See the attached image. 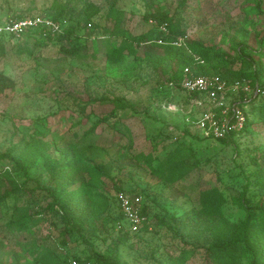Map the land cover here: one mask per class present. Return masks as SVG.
I'll use <instances>...</instances> for the list:
<instances>
[{"label": "rangeland", "instance_id": "rangeland-1", "mask_svg": "<svg viewBox=\"0 0 264 264\" xmlns=\"http://www.w3.org/2000/svg\"><path fill=\"white\" fill-rule=\"evenodd\" d=\"M55 1L0 0L1 23L18 16L42 17L58 27L68 23L75 26L83 47L80 54L67 56L52 42L38 45L53 32L45 22L1 39L0 74L15 85L0 94V154L27 155L36 161L27 175L15 172L9 159L2 161L0 196L14 190L12 179L23 187L7 197L0 213V264H50L48 253L71 261L92 251L109 258L115 247L119 264H210L205 248L215 240L242 237L247 204L264 197V122L224 143L203 131L199 119L216 104L217 111L237 104L247 116L260 106L264 93L231 91L215 104L206 94L190 99L187 93L168 90L165 82L181 61L166 54L162 40L141 43L137 54H130L126 39L103 35L112 20H88L81 12L88 1L106 13L109 0H59L72 7L67 17L58 16ZM115 2L128 40L158 24L144 17L151 5V11L167 12L185 30L188 45L205 48L206 69L224 74L257 69L264 83V0ZM162 25L159 30L168 34ZM242 48L256 64L241 54ZM112 49H121L123 59L110 61ZM244 79L253 89L251 79ZM118 97L133 109L119 110L116 123L95 128L94 123L115 108L111 100ZM28 143L34 146L29 154ZM74 148L114 179L91 182L79 165L72 168L71 161L79 156ZM172 150L186 155L195 167L186 177L167 183L153 169ZM114 181L134 201L140 198L141 210L146 208L138 231H131L119 214ZM212 188L224 200L221 216L201 212V192ZM55 198L59 204L52 209ZM61 205L68 208L73 223L81 222L84 228L65 234ZM254 241L264 263V235ZM238 255L242 264H250L251 251L244 248Z\"/></svg>", "mask_w": 264, "mask_h": 264}, {"label": "trees", "instance_id": "trees-1", "mask_svg": "<svg viewBox=\"0 0 264 264\" xmlns=\"http://www.w3.org/2000/svg\"><path fill=\"white\" fill-rule=\"evenodd\" d=\"M84 1V0H81ZM109 9L106 13H102V9L95 5L92 2L86 1L85 7L81 8V12L85 13L88 16V20H92L93 18H97L99 16H104L107 20H112V27H104L103 35H107L108 37H122L126 39L127 50L130 54L136 55L137 49L136 46L141 43L147 41H153L156 43L157 40H162L164 43L160 45L166 51V54L169 56H176L180 59V68L172 74L167 81L165 82L168 90H177L173 89L167 85V82L174 81L175 83L179 82L182 78L183 70L186 66L191 67V69L200 74H219L221 77L226 79L228 82H233L237 79L248 78L251 79L253 88L255 89L257 83L261 90L264 91V83L260 81L258 77L257 69H254L252 73H248L247 71L243 72H229L222 73L219 71H210L205 68V61L208 60V56L205 53V48L199 43H191L187 44V47L176 45L174 42L178 36L184 35L185 30L182 29L179 25H177L173 18L168 15L167 12L161 10L151 11V5L147 6V11L144 15L146 20L155 19L158 24H155L150 28L147 32H142L139 35L132 36L130 40L127 39V30L122 27L123 17L121 9L116 6L115 0H109ZM54 7L59 8L57 10L59 17H67L68 12L72 7L68 1L61 2L56 0L54 3ZM24 17L18 16L15 19H23ZM92 18V19H91ZM56 20V19H55ZM166 25L169 29L168 34L163 33L159 30L160 25ZM98 27V26H96ZM32 30V28H30ZM29 29V30H30ZM26 32V31H25ZM24 32V33H25ZM23 33V34H24ZM49 33V32H48ZM10 35V34H9ZM10 36H13L12 34ZM7 37V33H0V44L1 39ZM10 38V37H8ZM80 35L77 33L74 25H69L68 23L59 24V30L56 32L50 31L48 37L44 39H39L38 45L44 46L47 42H52L53 45L58 46V51L67 56H74L80 54L83 50L82 44L78 42ZM157 44V43H156ZM184 49H188L190 54L187 56ZM242 48L241 54L243 56H247L250 60V64H256V60L250 55H246ZM264 51L260 52V54ZM196 55V56H195ZM150 57V55H147ZM195 56V57H194ZM124 52L121 49H112L108 53V58L110 61H118L123 59ZM197 57V58H196ZM206 59V60H204ZM202 61V62H201ZM154 62H156L154 60ZM155 64H158L156 62ZM14 82L5 74H0V94L3 93L8 88L14 87ZM182 92V91H180ZM185 93V92H184ZM189 98H200L203 97L204 94L199 92L187 93ZM105 101V100H103ZM115 108L109 113L104 114L100 117L95 123L94 127H98L101 124H113L116 123L115 120H119L120 113L119 110H125L126 108L133 109V106L127 104L122 98H114L111 100ZM256 122H264V100L260 103L258 107H252L250 112L247 113V120L243 129L237 132H233L227 137L217 139L221 142H233L234 136L242 132L244 133L250 126H252ZM115 125V124H114ZM34 146L31 144H27L26 150L29 154L30 150ZM76 152L79 154L78 161H71L70 166L72 168H76L78 165L81 167V170L88 172L91 182L102 180L103 178L114 179L108 171L103 169L100 165H91L90 162H87L85 157L81 156V152L79 149H76ZM7 158L11 162L13 169L15 172L23 171L25 175L28 174L31 166L35 163V159L29 160L27 155L21 156H13L10 154H0V171L4 170L2 167V161ZM186 155L180 153L178 150H172L167 157L162 161V163L156 168L153 169L155 174L159 175L164 179L167 183H175L178 180L186 177L191 173L194 169L195 165L188 164V159L186 161ZM258 162V161H256ZM50 166V161H47ZM58 176L57 172L52 170V177L56 178ZM261 179L264 184V174L262 173ZM12 181V186L15 187L13 191H6L4 195L0 196V213L5 209L6 203L4 202L7 197L14 192H20L23 186L19 187L18 182L14 179ZM89 184V183H88ZM116 191H124L128 193L120 183L114 181L113 183ZM93 196L92 193H90ZM97 198L100 200H105L103 195H97ZM224 200L222 198V194L216 188L206 189L201 192V212L207 216H221L222 215V205ZM59 204L58 200L55 198L50 204L52 209H56V206ZM61 212L63 214V220L65 222L64 233L65 234H74L76 228H84L81 222H77L78 224H74L72 218L69 215L68 208L65 205L60 206ZM122 218L123 214L119 213ZM146 214V208L141 210V215L144 216ZM124 219V218H123ZM243 223V236L236 239H222L220 241L215 240L211 242L210 246L206 247L207 258L210 264H242L239 258L238 253L245 250L252 252V259L250 264H264L259 260V251L260 248L254 246L257 235H264V197L260 198L254 204H247V218L242 222ZM78 226V227H77ZM48 253L45 255V258L50 261V264H72L73 261H76L77 264H119L118 259V248L115 247L114 254L112 257L106 258L102 256L100 253L96 251H92L87 256H74L71 261L69 257H60L59 255Z\"/></svg>", "mask_w": 264, "mask_h": 264}, {"label": "built area", "instance_id": "built-area-1", "mask_svg": "<svg viewBox=\"0 0 264 264\" xmlns=\"http://www.w3.org/2000/svg\"><path fill=\"white\" fill-rule=\"evenodd\" d=\"M44 22L49 24L53 28L54 32L59 30L58 26L49 20L44 21L42 17L23 19L9 18L3 23L0 22V33L20 36L28 29L38 26ZM151 22L153 21L151 20ZM161 28L165 31L167 29L166 25H162ZM174 43L178 46L187 47L185 35L178 36ZM167 85L185 93L199 92L206 94L210 97V102H214L215 104L220 99L225 98V96L231 91H242L248 93L253 91L257 93H264L263 90L259 89V86L252 89L247 79L228 82L219 74H200L193 71L189 66L184 68L182 78L179 82L175 83L174 81H170L167 82ZM216 105L203 111L199 119V127L203 131L212 135L216 139H220L244 128L247 116L242 107L237 104H233L231 107H222L217 111V109H214ZM114 195L120 212L123 214L124 221L128 224V228L134 232L138 231L144 220V216L141 215V209L137 205L140 198L136 197L134 201V198L124 191H116ZM72 264L77 263L76 261H73Z\"/></svg>", "mask_w": 264, "mask_h": 264}]
</instances>
